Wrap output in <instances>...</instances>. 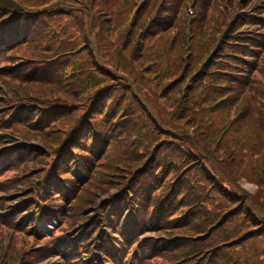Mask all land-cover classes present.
I'll list each match as a JSON object with an SVG mask.
<instances>
[{
    "label": "trees",
    "instance_id": "1",
    "mask_svg": "<svg viewBox=\"0 0 264 264\" xmlns=\"http://www.w3.org/2000/svg\"><path fill=\"white\" fill-rule=\"evenodd\" d=\"M52 1L0 0L1 7H26L11 10L26 19V37L38 22L40 29L46 23L57 38L55 51L65 54L79 49L74 56L64 55L52 65L46 62L55 73L63 69L64 78L52 82L36 75L46 69L26 70L21 73H25L22 76L27 83L19 84L13 78L10 86L14 90L7 101H0V128L23 135L27 131L12 122L14 111L29 104L21 99L23 89L41 104L52 102V93L58 100L48 118L51 122L58 118L47 135L48 151L28 154L25 147L16 146L5 155L10 166L0 176V193L10 192L18 181L29 192L38 179L36 192L41 205L37 203V207L40 213L49 212L53 233L45 240L36 239L32 235L34 224L28 225L36 214L20 220L19 214L31 212L29 206L4 211L6 201L0 199V229L18 225L2 264H38L67 248L70 252L64 256L65 264H72L73 258L79 257L82 242L72 253L68 232L90 220L98 199L115 189L121 192L128 179L137 193L140 222L127 225L119 251L105 248L112 253L113 264H121L127 250L131 254L128 264H264V148L260 156L255 154L256 147L242 145L240 137L233 136L236 130L221 144L196 135L190 138L186 131L196 119L199 125L211 124L206 121V107L210 108L218 95L213 89L215 82L240 88L253 83L254 92H264L255 83L257 73L264 79V55L251 72V81L231 72L222 75L226 70L214 67L224 64L220 53L205 64L204 72L198 65L210 52V45L199 37L201 51L190 50L191 63L185 68L184 76L190 83L164 91L161 78L177 71L189 51L185 34L170 40L176 19L164 18L170 16L166 12L158 19L150 17L155 0H140V5L135 0H65L47 7ZM11 23L9 42L0 34V50L18 39ZM262 36L259 32L255 37ZM245 67L251 71L250 66ZM44 88L51 89L49 94ZM253 105L251 117L261 122L255 111L260 108L257 95ZM23 114L19 112L16 118ZM87 140L89 149L84 146ZM230 144L245 151L246 164L238 161L240 155L235 157ZM242 150L236 152L241 154ZM244 168H251L250 180L258 189L254 195L238 186L240 177L248 178ZM120 205L123 207V199ZM20 232L26 234L28 245L38 248L28 253L30 246L23 244Z\"/></svg>",
    "mask_w": 264,
    "mask_h": 264
},
{
    "label": "rangeland",
    "instance_id": "2",
    "mask_svg": "<svg viewBox=\"0 0 264 264\" xmlns=\"http://www.w3.org/2000/svg\"><path fill=\"white\" fill-rule=\"evenodd\" d=\"M236 2H238V0H233V3H236ZM176 36L177 35L175 33L171 32L170 36H169L170 40H173ZM40 37H42V38L45 37L44 29H41V31H40ZM171 46H173V44ZM187 54L188 53H184V55L187 58L185 60H183V58H182L181 62H183V63L177 71L170 74L169 76H165V77L161 78L160 82L164 86H166V88H164L162 90L169 91L172 88L176 87L177 85L178 86L184 85V88H185V86L187 84H189L188 78L184 75H185V68L190 65L192 56L189 54L187 55ZM202 62L199 63V67L204 72H206V70H205V64L206 63L204 65H202ZM227 90H228V88H224V89L222 88V89H220L221 92L217 91L218 95L216 98H214L215 100L213 101V106L211 108H209V106L207 105V107H206V112H207L206 121H210L211 124L210 125L207 124V126H205V124L199 125V121L196 119V120H193V121H195L194 126L189 127L186 131L190 135V138H194V136L196 135L198 137L200 136V137L209 139V141H213L217 144H221L222 142L225 143L228 140V138L233 135V132L236 130V134L233 136L235 138L240 137L242 145H245V146L251 145V146L256 147V149L254 150V153L255 154L257 153L260 156V153H262V152H260V149L264 148V102L262 103V105H260L259 110H257V112H256L257 116H260V121H261V122H258L259 123L258 124L256 121L257 118L253 117V116L251 117V115L248 114V109H245V110L243 109L241 111L240 109L236 108L235 106L230 105L229 102L235 101L236 98H228L229 96L227 97L224 95V93H222L223 91H227ZM240 99L241 98L238 97L237 101H239ZM250 99H251V101H253L252 98H250ZM183 101H184V99L182 100V102ZM243 101H244V99L242 98V102ZM184 107H186V105H184ZM191 115H192V113H190L189 116H191ZM190 122H192V120H190ZM261 124H262V127L258 129V127H260ZM234 127H236V129H234ZM137 128H138V125L135 126V129H137ZM128 129H129V126L127 127V129L125 131L126 133H128ZM144 130H142V131H144ZM178 130H180V129L178 128ZM252 139H256L257 142L255 144H252L253 143V142L251 143ZM229 147L231 148V152L234 155L236 154L235 157L240 155V159L238 161L246 164L245 160L243 159L244 156L242 155L245 153V151L243 152V150L239 149V148L235 149V146L232 144H230ZM123 148H125L124 145H123ZM246 149L248 150V152L252 151L251 148H246ZM241 150H242L241 154H238L237 152H239ZM247 157H248V155H247ZM255 169L257 170V168H255ZM119 171H121V168ZM250 172H251V168H244L243 173L246 174L248 176V178L246 179V178L240 177V180L238 181V186L240 187V189L250 193L251 195H254L258 189H256L255 184L252 183V181L250 180L252 178ZM262 175L264 177V170L262 171ZM113 178H116V176H114ZM114 194H115V191L112 190L108 194L104 195V197L106 198L108 195L112 196ZM222 205L224 206L223 203H222ZM219 211L224 213V210H222V209H220ZM205 219H207V217ZM10 242H11V240L9 239L7 241V244H9ZM188 247H189V245H188ZM60 264H62L61 261H60Z\"/></svg>",
    "mask_w": 264,
    "mask_h": 264
}]
</instances>
